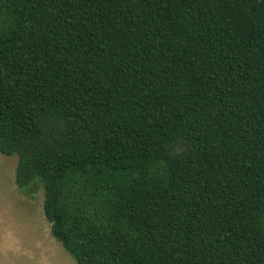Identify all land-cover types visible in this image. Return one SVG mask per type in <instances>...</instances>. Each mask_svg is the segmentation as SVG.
Instances as JSON below:
<instances>
[{
    "label": "trees",
    "instance_id": "1",
    "mask_svg": "<svg viewBox=\"0 0 264 264\" xmlns=\"http://www.w3.org/2000/svg\"><path fill=\"white\" fill-rule=\"evenodd\" d=\"M0 154L75 264H264V0H0Z\"/></svg>",
    "mask_w": 264,
    "mask_h": 264
},
{
    "label": "rangeland",
    "instance_id": "2",
    "mask_svg": "<svg viewBox=\"0 0 264 264\" xmlns=\"http://www.w3.org/2000/svg\"><path fill=\"white\" fill-rule=\"evenodd\" d=\"M16 165L0 154V264H75L50 234L42 188L14 184Z\"/></svg>",
    "mask_w": 264,
    "mask_h": 264
}]
</instances>
